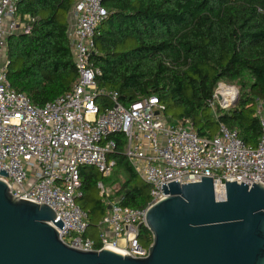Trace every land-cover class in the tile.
Masks as SVG:
<instances>
[{
    "label": "built area",
    "instance_id": "built-area-1",
    "mask_svg": "<svg viewBox=\"0 0 264 264\" xmlns=\"http://www.w3.org/2000/svg\"><path fill=\"white\" fill-rule=\"evenodd\" d=\"M22 1L0 0V172L8 173L0 179L14 198L51 208L56 222L61 219L65 225L61 230L51 223L66 245L85 252L109 250L147 258L149 247L141 245L140 229L146 227L148 210L166 198L163 184L213 178L217 202L227 200L226 182L264 186L262 101L256 112L262 136L253 148L222 123L215 135L201 137L189 119L169 121L166 106L155 96L126 107L117 91L98 86L101 71L92 57L97 52L98 28L109 14L105 0H79L73 7L67 35L78 76L71 91L43 106L34 104L9 79V39L31 34L36 22L21 15ZM239 97L235 85L220 81L209 108L218 118L219 110H228ZM118 133L125 136V156L150 186V201L145 209L122 206L120 199H109L99 182L109 212L96 228L101 245L96 249V241L86 235L88 214L78 204L83 197L81 168L94 167L104 178L110 177L116 162L109 156L117 149L111 136Z\"/></svg>",
    "mask_w": 264,
    "mask_h": 264
},
{
    "label": "trees",
    "instance_id": "trees-1",
    "mask_svg": "<svg viewBox=\"0 0 264 264\" xmlns=\"http://www.w3.org/2000/svg\"><path fill=\"white\" fill-rule=\"evenodd\" d=\"M78 1L23 0L19 5L21 15L36 22L31 34L9 39V79L36 105L71 91L77 79L67 31ZM104 6L109 14L98 28L92 57L101 71L100 88L117 91L126 107L155 96L166 106L169 121L189 119L201 137L215 135L222 123L247 145H258L262 126L257 104L264 103V0H105ZM246 75L253 79L248 93L239 91L237 103L219 110L216 118L208 103L218 82H236ZM111 139L117 142L109 156L116 162L113 174L123 168L129 175L115 198L122 206L145 209L150 186L125 156V136L118 133ZM112 175L104 178L94 167L81 168L83 197L78 204L83 200L91 205L79 204L88 214L87 236L109 212L97 185L107 186ZM139 240L144 247L152 245L147 227H141ZM100 247L96 242L95 248Z\"/></svg>",
    "mask_w": 264,
    "mask_h": 264
},
{
    "label": "water",
    "instance_id": "water-1",
    "mask_svg": "<svg viewBox=\"0 0 264 264\" xmlns=\"http://www.w3.org/2000/svg\"><path fill=\"white\" fill-rule=\"evenodd\" d=\"M226 186L227 200L217 202L213 178L163 184L166 198L146 216L149 256L134 258L66 245L51 224L65 228L56 213L14 198L0 179V264H264V186Z\"/></svg>",
    "mask_w": 264,
    "mask_h": 264
},
{
    "label": "rangeland",
    "instance_id": "rangeland-1",
    "mask_svg": "<svg viewBox=\"0 0 264 264\" xmlns=\"http://www.w3.org/2000/svg\"><path fill=\"white\" fill-rule=\"evenodd\" d=\"M251 83H253V79L250 76L246 75L242 80L231 82L230 84L235 85L238 89H240L239 91H241V93L243 94V93H248ZM128 179H129L128 173L123 168H119V170L112 175L111 180L107 184L108 187L104 184L106 191L108 192V196L111 197L112 200L117 199L115 198L117 192L120 191V189L122 188V185L125 182H127ZM98 190L100 192V189ZM94 197L95 199H99L97 194H95ZM100 197H101V194H100ZM103 199L105 198L103 197ZM79 204L87 205L89 206L88 208L91 207L90 204L89 205L86 204L83 200L79 201ZM91 237L96 242L98 243L100 242L99 232L97 231V229L94 230V234H92Z\"/></svg>",
    "mask_w": 264,
    "mask_h": 264
},
{
    "label": "crops",
    "instance_id": "crops-1",
    "mask_svg": "<svg viewBox=\"0 0 264 264\" xmlns=\"http://www.w3.org/2000/svg\"><path fill=\"white\" fill-rule=\"evenodd\" d=\"M76 5V4H75ZM72 21H73V10H72V12H71V14H70V17H69V24H71L72 23Z\"/></svg>",
    "mask_w": 264,
    "mask_h": 264
},
{
    "label": "bare ground",
    "instance_id": "bare-ground-1",
    "mask_svg": "<svg viewBox=\"0 0 264 264\" xmlns=\"http://www.w3.org/2000/svg\"><path fill=\"white\" fill-rule=\"evenodd\" d=\"M119 253V252H118Z\"/></svg>",
    "mask_w": 264,
    "mask_h": 264
}]
</instances>
